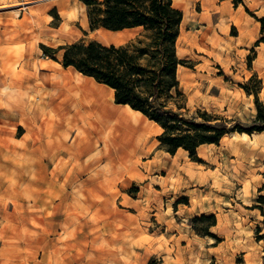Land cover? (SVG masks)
I'll return each mask as SVG.
<instances>
[{
	"label": "rangeland",
	"instance_id": "374dc122",
	"mask_svg": "<svg viewBox=\"0 0 264 264\" xmlns=\"http://www.w3.org/2000/svg\"><path fill=\"white\" fill-rule=\"evenodd\" d=\"M1 2L8 30L0 43V264H264V133L229 132L198 146L192 160L183 148L166 151L161 127L135 112L148 125L145 150L110 155L96 135L91 149H77L85 129L58 117L44 80L69 71L107 97L113 90L64 67L60 50L56 59L46 56L40 44L130 45L144 38L141 29H90L76 0ZM254 2L246 7L252 17L254 4L264 11V0ZM175 3L183 12L176 42L185 60L182 110L251 125L254 95L241 85L259 88L264 103L262 79L251 69L253 58H264V41L255 44L262 35L238 50L242 43L227 38L239 23L208 4ZM15 25L21 31L9 29ZM229 58L242 60L229 65Z\"/></svg>",
	"mask_w": 264,
	"mask_h": 264
},
{
	"label": "trees",
	"instance_id": "16d2710c",
	"mask_svg": "<svg viewBox=\"0 0 264 264\" xmlns=\"http://www.w3.org/2000/svg\"><path fill=\"white\" fill-rule=\"evenodd\" d=\"M79 1L86 7L90 29L140 28L144 38L130 45L78 40L54 48L41 43L42 52L56 59L54 54L60 50L59 62L64 67H72L108 86L116 104L127 105L159 125L162 131L157 139L166 151L173 154L183 148L192 160H199L196 150L201 144L218 143L229 132L264 131V103L259 101V88L251 91L245 84L241 87L253 93L256 105V115L249 126L238 123L228 126L227 119L199 108L191 114L182 110L185 95L180 88L178 69L185 60L177 56L176 42L183 12L173 0ZM231 1L244 5L243 0ZM253 16L260 23L262 35L256 40L257 45L264 41V16ZM209 217L214 224V216Z\"/></svg>",
	"mask_w": 264,
	"mask_h": 264
},
{
	"label": "bare ground",
	"instance_id": "6f19581e",
	"mask_svg": "<svg viewBox=\"0 0 264 264\" xmlns=\"http://www.w3.org/2000/svg\"><path fill=\"white\" fill-rule=\"evenodd\" d=\"M54 73L53 78L44 80L45 92L59 118L67 125L80 124L85 129L77 149H91L94 146L92 137L96 135L103 143L104 153L110 155L131 156L145 150L148 125L135 114L136 111L129 106L114 105L113 92L107 97L104 88L90 84L79 75L69 71ZM238 134L248 136L246 132Z\"/></svg>",
	"mask_w": 264,
	"mask_h": 264
},
{
	"label": "crops",
	"instance_id": "0c3cea01",
	"mask_svg": "<svg viewBox=\"0 0 264 264\" xmlns=\"http://www.w3.org/2000/svg\"><path fill=\"white\" fill-rule=\"evenodd\" d=\"M1 1L2 0H0V7L4 6L3 2H1ZM17 1L20 2L21 0H17ZM76 1L84 6V8H85V20H87V23L89 25L85 5L79 0H76ZM184 1L188 2V3H193V4L195 2H199L202 7L204 5L207 7V4H208V8L211 11L216 12L218 14V16H221L224 20H226L228 22V24L234 25L236 23H239L241 31H239V33H237V35H229L227 38V42L229 45L234 46L237 44L238 41H240L242 43V46H240V48L238 50L246 51V48L249 47L250 45H252L254 43V41L257 39L258 35L261 34L259 21H257L254 17L248 15L246 13V10L244 7V6L249 7V5H251V3H255L254 2L255 0H243L244 5L241 3H239L238 5H234V3L231 0H184ZM173 2L177 7H179V4H176L175 0H173ZM52 5H53L52 7L55 10V12L58 13L56 11L55 5L54 4H52ZM261 6L262 5H258V4L253 5V7L255 9L254 12L259 17L264 15V11H262ZM60 7H62V8L65 7V3L63 1L60 3ZM1 11L2 10H0V14L2 13ZM21 28L22 27L15 25L9 29L12 31L13 30L21 31ZM124 29H130V28H124ZM7 30H8L7 26L2 25V23L0 22V43L2 40H5ZM106 30H108V29H106ZM261 44H264V43L261 42ZM231 51L233 52V50H231ZM241 60H242V58H229L228 59L229 65L235 64L236 61H241ZM262 60H264V58H253L252 59L253 64H252L251 69L256 71L259 74V77L262 79L261 91H264V70H261L258 67V65L262 62ZM120 105H122V104H120ZM134 111H136V110H134ZM136 112H138V111H136ZM141 116H142V114H141ZM262 132H264V131H262Z\"/></svg>",
	"mask_w": 264,
	"mask_h": 264
}]
</instances>
